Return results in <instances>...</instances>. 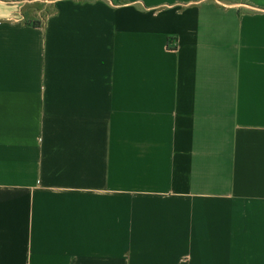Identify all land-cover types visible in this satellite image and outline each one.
<instances>
[{
    "label": "crops",
    "instance_id": "0c3cea01",
    "mask_svg": "<svg viewBox=\"0 0 264 264\" xmlns=\"http://www.w3.org/2000/svg\"><path fill=\"white\" fill-rule=\"evenodd\" d=\"M0 0V264H264V0Z\"/></svg>",
    "mask_w": 264,
    "mask_h": 264
},
{
    "label": "rangeland",
    "instance_id": "374dc122",
    "mask_svg": "<svg viewBox=\"0 0 264 264\" xmlns=\"http://www.w3.org/2000/svg\"><path fill=\"white\" fill-rule=\"evenodd\" d=\"M53 9L54 5L47 0L25 5L22 13L25 21L40 23Z\"/></svg>",
    "mask_w": 264,
    "mask_h": 264
},
{
    "label": "trees",
    "instance_id": "16d2710c",
    "mask_svg": "<svg viewBox=\"0 0 264 264\" xmlns=\"http://www.w3.org/2000/svg\"><path fill=\"white\" fill-rule=\"evenodd\" d=\"M34 24H35V25H36V24H38V25H39L40 23H34Z\"/></svg>",
    "mask_w": 264,
    "mask_h": 264
}]
</instances>
